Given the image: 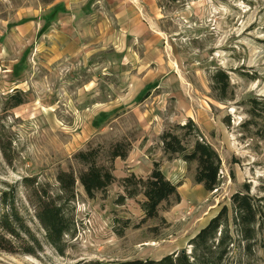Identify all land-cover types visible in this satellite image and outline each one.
<instances>
[{
    "label": "rangeland",
    "instance_id": "rangeland-1",
    "mask_svg": "<svg viewBox=\"0 0 264 264\" xmlns=\"http://www.w3.org/2000/svg\"><path fill=\"white\" fill-rule=\"evenodd\" d=\"M39 1L45 0H0V137L9 154L8 161L0 149V192L16 187L26 203L21 181L34 177L57 194L60 172L78 179L87 167L75 156L93 149L100 152L98 165L114 168L116 182L89 198L76 181L75 229L64 236L63 254L44 241L34 221L43 251L0 253V264L191 254L190 240L223 206L231 210L232 196L246 193V186L262 214L252 252L233 233L237 242L228 264H264V0H131L140 19L130 27L128 22L127 30L102 2L100 19L108 16L112 35L102 29L101 37L86 36L85 51L64 58L35 47L25 53L34 33L28 25L13 26L21 7ZM220 73L229 75L226 91L216 81ZM17 91L25 104L11 108ZM189 119L221 159L213 192L196 183L197 164L179 156L169 160L162 147V134ZM118 143L128 157L112 161ZM152 161L180 184L181 200L164 202L158 218L142 223L143 196L116 201L123 194L121 178Z\"/></svg>",
    "mask_w": 264,
    "mask_h": 264
},
{
    "label": "trees",
    "instance_id": "trees-1",
    "mask_svg": "<svg viewBox=\"0 0 264 264\" xmlns=\"http://www.w3.org/2000/svg\"><path fill=\"white\" fill-rule=\"evenodd\" d=\"M216 77L217 83H223L220 90L226 91L229 87V75L220 73ZM14 98L11 108L25 104V96L20 91L11 96L10 100ZM219 100H225V97H220ZM253 103L258 104L256 100ZM255 107L256 105H253V108ZM181 131L185 134L181 135ZM192 138L194 139L192 147L188 148L187 144ZM161 141L169 160L179 156L189 165L197 164L194 179L206 192H213L218 188L222 168L220 156L202 137L194 120L189 119L186 124H177L173 130L164 132ZM0 149L8 160V147L1 137ZM110 152L112 161L128 157V151L122 143L113 146ZM99 156L100 152L94 149L76 154L75 158L87 169L78 179L72 171L60 172L57 177L60 185L57 194L50 192L47 185L37 182L34 177L24 178L21 181V185L28 192L26 203H22L18 198L16 187L2 190L0 192V253L33 256L43 251L44 242L32 227V223L36 221L43 231L44 241L63 254L61 247L64 236L75 229L72 214L77 198L76 181L81 182L89 198H95L98 192L107 193L108 188L116 182L113 175L114 168L98 165ZM153 165V170L146 177L131 173L121 178L123 194H120L116 201V204L120 205L127 199L135 200L143 196L144 201L139 202L140 209L144 212L142 223L158 218L160 207L164 202L175 199L178 204L181 200L178 193L180 184L175 185L167 179L159 162H154ZM245 192H237L233 195L232 209L223 206V209L209 220L208 225L190 240L191 254L182 250L167 254L160 260L136 258L107 263L92 260L81 264H228L229 256L235 252L232 248L237 242L233 233L238 238H242L241 242L246 241V249L252 252L251 241L255 238V226L259 223L258 219L262 214L258 211L247 186Z\"/></svg>",
    "mask_w": 264,
    "mask_h": 264
},
{
    "label": "crops",
    "instance_id": "crops-1",
    "mask_svg": "<svg viewBox=\"0 0 264 264\" xmlns=\"http://www.w3.org/2000/svg\"><path fill=\"white\" fill-rule=\"evenodd\" d=\"M102 2L115 19L126 21V30L128 22L130 27L140 19L131 0H45L33 5L29 3L19 9L13 25L17 30L19 27L24 28L28 25L29 33H34L33 43L25 50V53L28 49L35 47L37 53L47 50L54 58L72 57L77 52L85 51L86 44L82 43V39L84 40L86 36L101 37L102 29L109 30L107 34L112 35L108 16H104L103 22L100 19L103 12ZM106 12L104 11V14ZM24 37L27 36L24 35ZM154 161L148 164L146 169L141 168L144 172L134 167L129 173L146 177L153 170ZM165 176L170 179L166 174Z\"/></svg>",
    "mask_w": 264,
    "mask_h": 264
}]
</instances>
